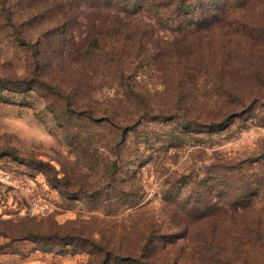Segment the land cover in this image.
Segmentation results:
<instances>
[{
  "label": "rangeland",
  "instance_id": "obj_1",
  "mask_svg": "<svg viewBox=\"0 0 264 264\" xmlns=\"http://www.w3.org/2000/svg\"><path fill=\"white\" fill-rule=\"evenodd\" d=\"M20 1L12 23L0 18V78L32 82L0 91V264H97L90 242L141 249L150 225L155 264H264V126L251 119L264 114V98L254 116L211 133L203 118L223 109L197 74L244 64L257 50L238 46L227 30L185 42L150 14L122 21L84 12L65 20L47 0ZM97 36L121 63L100 62V52L84 64L65 60ZM133 91L144 106L129 101ZM225 167L234 169L236 185L256 190L251 203L198 224L172 214L166 195L222 190ZM200 232L215 250L199 248Z\"/></svg>",
  "mask_w": 264,
  "mask_h": 264
},
{
  "label": "trees",
  "instance_id": "obj_2",
  "mask_svg": "<svg viewBox=\"0 0 264 264\" xmlns=\"http://www.w3.org/2000/svg\"><path fill=\"white\" fill-rule=\"evenodd\" d=\"M20 2V0H0V18L12 23L16 16L13 11H18L17 6ZM50 5L59 8L58 10L61 15L65 16V20L70 18L68 17L70 13H73L75 18L79 13L84 12L121 19L122 21L123 18L129 19L142 14H150L157 28L181 39L185 38V42L198 33L213 37L219 35L217 32L227 30L232 36L239 37L237 38L238 46L251 45V49H256L257 53L248 57L244 64H237L238 66H204L206 67L204 70H197L199 78L200 76L203 77V80L207 81V85H209L210 100L216 99L214 101L221 104L220 108L225 110V113L223 110L216 114L211 112L203 118L205 121L203 125L211 133L228 130L236 119L242 118L248 113L254 116L255 112H251L254 109L253 105L260 104V99L264 98V0H47V8H51ZM255 10L258 11L255 12ZM37 15L31 14L27 19H37ZM57 20L61 22V19ZM63 30L64 28L62 29L64 33ZM98 52L103 53L99 61H106L110 65L121 63L123 58L122 55L110 54L104 50L102 39L97 36L92 38L87 49L80 56L75 58L74 53L70 52L65 60L73 61L74 59L75 62L79 61L78 63L84 64L97 59ZM236 76L243 81L246 80L249 88L244 90L240 88L236 83ZM120 78L123 82L125 81L123 73H120ZM31 83L28 79L20 81L0 78V91L3 92L7 89L15 92L18 87L31 86ZM128 99L129 101L135 100L139 107L145 104L143 96L134 91L130 92ZM139 107L136 113L140 112ZM180 117L182 116H179V119H181ZM186 117L184 115L183 120L181 119L183 123L187 122L184 119ZM251 119L256 126H264V114H257ZM125 135L127 137L126 132ZM225 170L224 175L221 174L225 178V185H223L222 190H217L214 186L195 197L193 195L187 197L166 195L165 202L172 207V210L170 209L172 214L180 220L198 224L216 213L222 211L227 213L238 212L239 209L251 203L250 197L256 196V190L245 183H242L241 186L236 185V176L233 175L234 169L225 167ZM118 172L110 173L109 178L112 183L116 182ZM112 190L114 191L115 188ZM214 194L218 198L216 201L211 199ZM242 194H246V196L242 197ZM122 195L127 194L122 190ZM127 205L132 209L137 207L133 198L127 202ZM153 229L154 226L150 225L144 234L146 242L144 241L141 249L128 250L127 252L121 251L119 248L118 250H111L108 247H103V245H94L93 242H90V246L95 247L99 252L97 264H155L151 255L156 248L153 249L151 246L153 244L150 243L153 235H155ZM199 237L200 249L213 251L217 248L216 243L203 233L200 232ZM66 239H69L70 243L83 244L84 242L81 237L76 235H68ZM162 239L164 247L168 240L166 237ZM177 240L175 239L174 242ZM213 257L217 261L220 260L217 254H213ZM125 258L129 260L125 261Z\"/></svg>",
  "mask_w": 264,
  "mask_h": 264
}]
</instances>
